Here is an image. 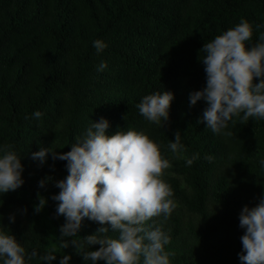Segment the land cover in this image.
<instances>
[{
	"label": "trees",
	"instance_id": "16d2710c",
	"mask_svg": "<svg viewBox=\"0 0 264 264\" xmlns=\"http://www.w3.org/2000/svg\"><path fill=\"white\" fill-rule=\"evenodd\" d=\"M241 19L253 26L250 44L258 43L264 0H0V146L12 145L22 158L25 181L0 195V228L15 235L26 253L43 255L54 244L51 264H60L63 255L71 256L68 264H91L73 246L64 249L60 239L66 218L57 215L53 197L60 192L57 182L68 175L67 161L49 152L41 164L32 153H66L94 121L105 118L109 134L143 132L174 164L164 179L178 206L167 220L148 222L170 236L165 250L171 264H241L240 213L264 199V120L242 124L234 117L236 123L224 130L231 136L215 134L198 123L206 102L189 103V94L206 86L200 50ZM96 40L108 45L100 54ZM101 61L108 64L103 72L97 71ZM164 91L174 93V100L169 121L160 127L136 105ZM37 110L43 114L39 120L32 118ZM177 131L186 151L174 160L168 144ZM196 154L186 166L183 157ZM40 199L47 200L41 213L49 226L35 212ZM14 210L28 222H11ZM99 227L85 218L78 235L95 234ZM28 264L48 262L38 256Z\"/></svg>",
	"mask_w": 264,
	"mask_h": 264
},
{
	"label": "clouds",
	"instance_id": "9594fccd",
	"mask_svg": "<svg viewBox=\"0 0 264 264\" xmlns=\"http://www.w3.org/2000/svg\"><path fill=\"white\" fill-rule=\"evenodd\" d=\"M259 27V26H257ZM254 34L252 24L240 22L206 42L200 50L199 59L205 66L206 86L189 94L190 106L206 102L198 123H206L215 134L231 136L229 122L246 124L250 118L264 120V35L259 42L250 44ZM97 54L108 45L102 40L93 42ZM201 53H204L203 57ZM108 67L101 61L97 71ZM259 78V83L255 81ZM174 93L164 91L145 95L136 105L140 114L149 122L164 127L169 121V110ZM42 113H33L41 119ZM110 122L101 118L94 121L71 150L57 153L52 148H41L32 153L34 160L43 164L52 152L53 159L67 161L68 175L58 181L60 192L53 197L58 201L57 215H63L66 223L61 226V241L64 249L73 246L77 254L91 264L105 261L106 264H171L170 253L165 246L170 236L161 228L148 224L155 218L167 220L178 206L174 191L164 177L172 167L164 157L161 145L143 132L136 130L117 131L109 134ZM170 151L179 159L186 151L181 143V133L168 144ZM186 166L199 158L183 157ZM212 162L214 157H205ZM22 158L12 150V145L0 146V195L19 189L24 183ZM47 179L39 182L45 187ZM47 204L40 199L35 212H41ZM85 218L101 225L95 234L78 235ZM15 222V215L10 216ZM239 227L245 229L240 238L241 264H264V199L255 207H243ZM116 234V236L110 235ZM72 237L70 241L66 238ZM94 245L98 250L86 251ZM51 264L57 258L55 248L45 254L26 249L16 239L0 228V261L2 264H28L38 257ZM70 255H63L60 264H68Z\"/></svg>",
	"mask_w": 264,
	"mask_h": 264
},
{
	"label": "rangeland",
	"instance_id": "374dc122",
	"mask_svg": "<svg viewBox=\"0 0 264 264\" xmlns=\"http://www.w3.org/2000/svg\"><path fill=\"white\" fill-rule=\"evenodd\" d=\"M178 158L175 156L174 157V160H177ZM172 164V167L174 166V164L173 163H171ZM171 167V168H172ZM177 208V207H176ZM39 214V218L41 219V221L44 223V224H46L47 226H49V221H48V219L45 217V216H43V214L41 213V212H39L38 213ZM12 215H15V219H20V220H23V222H28V220L26 219V216L23 214V213H19V212H16L15 210H14V213H13V211H11L10 212V216H12ZM54 244H52L48 249H50V248H54Z\"/></svg>",
	"mask_w": 264,
	"mask_h": 264
}]
</instances>
